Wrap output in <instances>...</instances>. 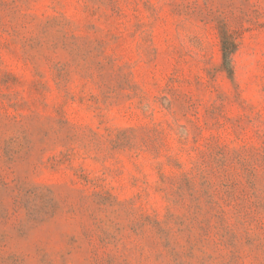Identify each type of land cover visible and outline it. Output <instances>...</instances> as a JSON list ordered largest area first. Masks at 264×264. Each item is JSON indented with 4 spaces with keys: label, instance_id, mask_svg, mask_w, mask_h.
I'll list each match as a JSON object with an SVG mask.
<instances>
[{
    "label": "rangeland",
    "instance_id": "rangeland-1",
    "mask_svg": "<svg viewBox=\"0 0 264 264\" xmlns=\"http://www.w3.org/2000/svg\"><path fill=\"white\" fill-rule=\"evenodd\" d=\"M0 264H264V0H0Z\"/></svg>",
    "mask_w": 264,
    "mask_h": 264
},
{
    "label": "trees",
    "instance_id": "trees-1",
    "mask_svg": "<svg viewBox=\"0 0 264 264\" xmlns=\"http://www.w3.org/2000/svg\"><path fill=\"white\" fill-rule=\"evenodd\" d=\"M232 54H233V50H231L229 48V44L226 41H223L222 65L231 78L234 77V67H233V62H232Z\"/></svg>",
    "mask_w": 264,
    "mask_h": 264
}]
</instances>
